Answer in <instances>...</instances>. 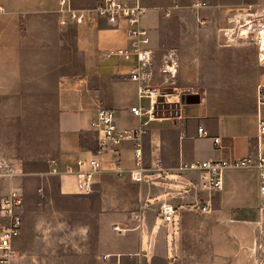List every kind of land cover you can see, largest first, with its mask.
Wrapping results in <instances>:
<instances>
[{
	"label": "crops",
	"instance_id": "0c3cea01",
	"mask_svg": "<svg viewBox=\"0 0 264 264\" xmlns=\"http://www.w3.org/2000/svg\"><path fill=\"white\" fill-rule=\"evenodd\" d=\"M142 2L149 10L139 27L147 31L149 43L144 47L151 49L154 57L151 65L140 72L150 73L144 84L155 91L152 97L140 96L138 89L143 81L130 78L131 70L138 65L136 58L103 55L106 48L127 44L125 23L118 28L103 19L61 25L59 0H0V74L23 72L27 38L40 35L44 14L56 13V26L76 27L70 58H80L81 66L59 83L57 150L51 172L59 176L63 193L97 196L99 214L107 221V229L101 230L100 244V258L105 264H113L118 254L123 264L130 261V255L138 254L135 258L140 264H153L158 258L164 264L174 263L171 258L176 259L181 250L177 239L181 216L195 210L191 205L204 202L209 194L213 201L211 210L216 199L221 198L228 207L229 220L244 216L247 221L252 218L264 222V213L259 211V176L255 165L230 168L241 171L243 178L238 180L227 169L223 190L213 193L185 186L189 180L199 182L200 173L180 168L183 163L197 160L257 157L259 112L264 117V107L259 109L257 105V86L264 81V65L258 61L257 45L226 44L217 30L208 33L210 29L205 26L211 24L200 19L205 23L192 35V45H187L190 36L184 35L178 36L177 44L171 46L167 42L175 37L168 35L162 41L163 36L154 32L159 19L153 6ZM229 4L264 6V0H230ZM205 6L196 9L200 11ZM192 46L193 49H187ZM192 95H198L200 100L188 102L187 97ZM136 105L145 109L152 105L151 119L148 115H135L131 107ZM101 107L114 111L118 127H144L145 133L137 140L124 141L104 151L92 189L84 191L83 179L66 170L79 158L95 155L99 141L92 123ZM201 125L208 137L198 136ZM215 136L222 138V148L215 146ZM137 143L143 153L141 179L132 176L137 169ZM225 144L230 147L228 153ZM260 146L264 154V136ZM164 202L178 207L174 225L164 226L159 220L162 216L165 221L159 212ZM116 225L123 231L116 230ZM104 255L110 256L105 259Z\"/></svg>",
	"mask_w": 264,
	"mask_h": 264
},
{
	"label": "rangeland",
	"instance_id": "374dc122",
	"mask_svg": "<svg viewBox=\"0 0 264 264\" xmlns=\"http://www.w3.org/2000/svg\"><path fill=\"white\" fill-rule=\"evenodd\" d=\"M145 1L159 19L154 32L163 36L162 41L168 35L175 37L167 42L171 46L184 35L190 36L187 45H192V35L202 21L211 24L205 26L208 33L215 29L226 44H234L224 36L233 13L230 0ZM73 2L86 8L96 0ZM199 2L206 5L200 11L196 9ZM42 20L40 35L27 38L23 72L0 74V163L13 169L5 170L0 182L5 190L19 187L25 194L24 226L11 264H105L100 244L107 221L99 214L97 196L63 193L59 176L51 172L57 150L59 83L81 66L80 58H70L76 27L56 26V13L44 14ZM240 173L228 170L237 180L243 178ZM227 212L219 197L210 212L185 211L178 225L181 250L176 259L171 258L172 264H263L264 222L247 221L244 216L232 221ZM159 220L164 226L169 224L162 216ZM153 264L164 262L158 258Z\"/></svg>",
	"mask_w": 264,
	"mask_h": 264
},
{
	"label": "built area",
	"instance_id": "2783aa9c",
	"mask_svg": "<svg viewBox=\"0 0 264 264\" xmlns=\"http://www.w3.org/2000/svg\"><path fill=\"white\" fill-rule=\"evenodd\" d=\"M205 3L199 2L196 7L199 8ZM149 7L142 0H96L93 6L78 8L74 5L73 0H59V22L61 25L87 24L94 20H105L113 27H120L122 23L127 26L125 37L127 44L119 47H110L103 50L106 57H121L126 60L136 58L138 65L131 70L130 78L136 81H143L139 86L140 96H153L154 90H149L144 81L150 73L143 74L141 69H146L153 61V52L151 49L144 47L149 43L147 31L139 27L142 18L148 12ZM233 13L229 16L230 25L224 28V36L231 43L240 41L254 43L258 47V61L264 65V6L248 4L232 8ZM154 106V101H153ZM257 105L261 109L264 107V81L257 86ZM131 111L137 116H151L154 113V107L145 109L143 106L136 105L131 107ZM258 154L254 158L246 156L242 158H221L197 160L183 163L181 169H190L200 173V181L184 183L189 188H198L209 193L221 191L224 188V173L230 168H243L256 166L259 176V194L260 203L259 211L264 213V154L261 151L260 140L264 136V117L258 114ZM93 128L98 132L99 146L96 153L90 159L79 158L74 166H69L66 173L76 174L79 179H83L82 189L90 191L92 189L93 176L99 172L102 167L101 154L111 148L117 147L124 141L137 140L145 133L144 127L120 128L117 126L114 118V111L109 108L101 107L98 109L95 119L92 123ZM198 136L208 137L207 130L201 125L198 128ZM216 147H223V140L220 136L212 137ZM136 171L132 176L136 179L142 178L141 162L142 148L137 143L134 148ZM160 164V161H158ZM0 177L6 174V171H12V166L0 163ZM134 174V175H133ZM1 181V178H0ZM187 192V191H185ZM212 195L205 199L204 202L197 201L191 205V209L201 212H210L212 208ZM24 207L25 194L19 187H10L5 190L0 182V264H11V259L16 256L15 243L21 236L24 226ZM176 207L171 202H164L159 207V212L163 215L165 221L174 225L176 217ZM116 230H123L116 225ZM110 255H104L108 258ZM116 260L113 264H123L121 255H115ZM130 255V261L126 264H140L135 258L138 255Z\"/></svg>",
	"mask_w": 264,
	"mask_h": 264
},
{
	"label": "water",
	"instance_id": "95a60500",
	"mask_svg": "<svg viewBox=\"0 0 264 264\" xmlns=\"http://www.w3.org/2000/svg\"><path fill=\"white\" fill-rule=\"evenodd\" d=\"M199 100L200 99L198 95H192V96L187 97V101L190 103L198 102Z\"/></svg>",
	"mask_w": 264,
	"mask_h": 264
},
{
	"label": "trees",
	"instance_id": "16d2710c",
	"mask_svg": "<svg viewBox=\"0 0 264 264\" xmlns=\"http://www.w3.org/2000/svg\"><path fill=\"white\" fill-rule=\"evenodd\" d=\"M225 149H226L227 153L230 152V147H228L227 144H225Z\"/></svg>",
	"mask_w": 264,
	"mask_h": 264
},
{
	"label": "bare ground",
	"instance_id": "6f19581e",
	"mask_svg": "<svg viewBox=\"0 0 264 264\" xmlns=\"http://www.w3.org/2000/svg\"><path fill=\"white\" fill-rule=\"evenodd\" d=\"M264 264V263H263Z\"/></svg>",
	"mask_w": 264,
	"mask_h": 264
}]
</instances>
